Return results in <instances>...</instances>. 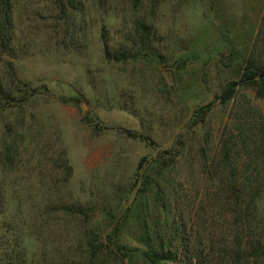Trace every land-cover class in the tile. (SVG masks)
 Here are the masks:
<instances>
[{"label":"rangeland","instance_id":"374dc122","mask_svg":"<svg viewBox=\"0 0 264 264\" xmlns=\"http://www.w3.org/2000/svg\"><path fill=\"white\" fill-rule=\"evenodd\" d=\"M137 21L150 25V46L115 59L134 48ZM258 31L264 0H12L13 48L0 60V264H18L19 252L63 264L87 229L114 224L107 210L122 213L139 161L155 153L127 130L160 148L184 133L176 179L183 192L199 184L189 154L206 144L213 152L232 108L264 114L252 88L219 102ZM62 203L93 212L63 215Z\"/></svg>","mask_w":264,"mask_h":264},{"label":"trees","instance_id":"16d2710c","mask_svg":"<svg viewBox=\"0 0 264 264\" xmlns=\"http://www.w3.org/2000/svg\"><path fill=\"white\" fill-rule=\"evenodd\" d=\"M11 25L12 0H0V60L13 48L7 34ZM134 31V48L115 53V59L135 57L137 49L150 46V25L137 21ZM240 66L239 79L219 95L222 105L234 99L240 86L264 99V31H258L254 50ZM209 109L198 107L189 119L191 127L200 124ZM230 117L231 126L219 136L213 152L206 144L189 154L200 183L193 177L184 192V182L176 179L186 157L184 133L160 148L145 134L127 130L129 136L152 144L155 153L139 161L133 187L124 192L122 213L107 210L114 224L102 231L87 229L76 255L63 264H264V114L243 104L232 108ZM91 209L62 203L59 211L88 218ZM17 255L18 264H34L21 252Z\"/></svg>","mask_w":264,"mask_h":264}]
</instances>
